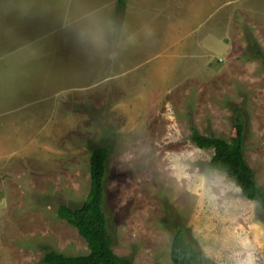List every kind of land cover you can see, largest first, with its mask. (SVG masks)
I'll return each instance as SVG.
<instances>
[{"label":"rangeland","instance_id":"1","mask_svg":"<svg viewBox=\"0 0 264 264\" xmlns=\"http://www.w3.org/2000/svg\"><path fill=\"white\" fill-rule=\"evenodd\" d=\"M264 0H0V264L87 252L57 216L78 207L109 147L113 251L172 264L173 224L204 264H264V211L192 127L230 140L264 187Z\"/></svg>","mask_w":264,"mask_h":264},{"label":"trees","instance_id":"2","mask_svg":"<svg viewBox=\"0 0 264 264\" xmlns=\"http://www.w3.org/2000/svg\"><path fill=\"white\" fill-rule=\"evenodd\" d=\"M123 5V0H117ZM252 52L264 60L256 40L247 34ZM235 118V134L230 140L212 134L204 135L192 127L191 140L200 149L211 148L213 153L205 162L207 170L219 171L240 190L242 197L254 201L264 211V187L261 186L243 157V122L239 113ZM109 147L99 145L92 149L89 157V189L78 207L59 204L57 216L74 227L87 245V252L66 255L48 247L42 257L43 264H132L127 257L118 256L112 249L113 240L108 230V220L103 210L105 199L104 178ZM203 252L190 242L184 230L173 224V235L170 244V260L172 264H204Z\"/></svg>","mask_w":264,"mask_h":264}]
</instances>
